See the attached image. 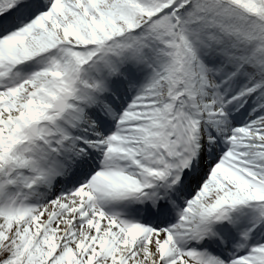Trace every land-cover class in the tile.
Returning a JSON list of instances; mask_svg holds the SVG:
<instances>
[{"label": "snow or ice", "instance_id": "obj_1", "mask_svg": "<svg viewBox=\"0 0 264 264\" xmlns=\"http://www.w3.org/2000/svg\"><path fill=\"white\" fill-rule=\"evenodd\" d=\"M0 264H264V0H0Z\"/></svg>", "mask_w": 264, "mask_h": 264}]
</instances>
